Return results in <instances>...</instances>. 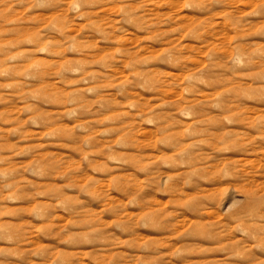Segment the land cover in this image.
<instances>
[{
  "label": "rangeland",
  "instance_id": "1",
  "mask_svg": "<svg viewBox=\"0 0 264 264\" xmlns=\"http://www.w3.org/2000/svg\"><path fill=\"white\" fill-rule=\"evenodd\" d=\"M0 264H264V0H0Z\"/></svg>",
  "mask_w": 264,
  "mask_h": 264
},
{
  "label": "bare ground",
  "instance_id": "2",
  "mask_svg": "<svg viewBox=\"0 0 264 264\" xmlns=\"http://www.w3.org/2000/svg\"><path fill=\"white\" fill-rule=\"evenodd\" d=\"M241 1H243V2L245 1V2H247V4H248V3L253 2V1H256V2H257V1H262V0H232V2H233L234 4H235L236 2H241ZM230 5H231V4H230ZM232 5H233V4H232ZM243 7H244V6H243ZM238 10H239V9H238ZM240 11H241V13L244 12V11H243V8H241ZM242 159H243V158H242Z\"/></svg>",
  "mask_w": 264,
  "mask_h": 264
}]
</instances>
